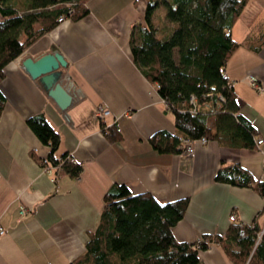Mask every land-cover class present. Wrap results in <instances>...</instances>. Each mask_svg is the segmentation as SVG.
I'll return each mask as SVG.
<instances>
[{
	"label": "crops",
	"instance_id": "0c3cea01",
	"mask_svg": "<svg viewBox=\"0 0 264 264\" xmlns=\"http://www.w3.org/2000/svg\"><path fill=\"white\" fill-rule=\"evenodd\" d=\"M27 3L20 0L19 7ZM147 3L87 0V15L65 18L6 66L0 79L6 96L0 117V227L5 231L0 264H69L86 250L101 220L104 195L116 182L134 193L149 191L162 203L188 197L187 211L173 227L178 240L192 243L206 234H224L233 213L243 222L257 221L264 231V197L216 177L225 164L238 163L264 179V91L248 81L253 74L264 85V0H248L234 22L231 35L245 42L225 67L238 112L263 142L244 146L223 129L207 144H197L194 154L161 152L151 141L160 130L178 129L157 84L131 51L132 31L144 23ZM58 50L68 61L63 78L75 99L67 109L23 65L26 57ZM100 103L112 110L104 119L94 116ZM40 112L60 130V152L82 162L79 176L55 166L49 172L41 163L49 147L27 123ZM23 204L28 209L21 214ZM198 257L203 264H236L217 242L200 248Z\"/></svg>",
	"mask_w": 264,
	"mask_h": 264
},
{
	"label": "trees",
	"instance_id": "16d2710c",
	"mask_svg": "<svg viewBox=\"0 0 264 264\" xmlns=\"http://www.w3.org/2000/svg\"><path fill=\"white\" fill-rule=\"evenodd\" d=\"M86 1L28 0L21 9L20 0H0V79L6 66L54 29L61 16L77 20L87 15L90 9ZM247 2L148 0L144 23L132 31L131 51L174 113L178 132L160 130L151 138L161 152H183L182 137L205 135L210 139L223 129L244 146H255L257 131L238 112L237 92L225 73L229 58L245 42L234 38L231 28ZM160 6L165 10L156 18ZM210 92L212 96L207 95ZM191 95L197 97L196 113L191 110ZM5 103L0 88V117ZM27 123L49 147L41 163L79 176L82 162L73 160L69 152H60L61 132L48 116L36 113ZM104 130L107 132V127ZM216 177L250 186L264 197V179L255 178L238 163L225 164ZM104 201L99 226L90 233L86 250L69 264H203L198 250L213 242L219 243L236 264H264V231L257 221L231 220L224 234L201 236L200 248L195 249V241L178 240L173 233L174 225L187 211L188 197L162 203L149 191L134 193L126 183L116 182L106 191Z\"/></svg>",
	"mask_w": 264,
	"mask_h": 264
},
{
	"label": "water",
	"instance_id": "95a60500",
	"mask_svg": "<svg viewBox=\"0 0 264 264\" xmlns=\"http://www.w3.org/2000/svg\"><path fill=\"white\" fill-rule=\"evenodd\" d=\"M23 65L33 78H41L48 86V93L62 109H67L74 103V96L65 87L62 68L68 66V61L61 51L47 52L38 58L26 57Z\"/></svg>",
	"mask_w": 264,
	"mask_h": 264
},
{
	"label": "built area",
	"instance_id": "2783aa9c",
	"mask_svg": "<svg viewBox=\"0 0 264 264\" xmlns=\"http://www.w3.org/2000/svg\"><path fill=\"white\" fill-rule=\"evenodd\" d=\"M73 7L69 9L70 13L73 11ZM66 17L61 16L59 18V21H63ZM248 81L249 83L256 87L258 90L260 91H264V85H262V83H260L258 77L256 75L250 74L248 75ZM213 93H207V95L212 96ZM222 99H225L222 95H221ZM165 104L167 105V107H169V104L164 100ZM190 103H191V110L192 112H198V104H197V97L195 95H191L190 97ZM112 114V110L107 107L106 105L100 103L98 105L95 106L94 109V116L98 119H104L105 117H107L108 115ZM209 138L205 135L196 138V139H190L188 137H182V145L185 148V152H187L188 154H194L196 151V145L197 144H207L209 142ZM263 142V137H257L256 138V143L257 144H261ZM73 160H76L74 157H72ZM45 168L47 171L51 172L52 170V166L50 165H45ZM28 207H26V205H21V214H24L27 211ZM231 219L234 220L236 219V214L233 213L231 215ZM4 229L2 227H0V233H4ZM202 241L201 238H198L195 242L194 248L195 249H199L200 248V242Z\"/></svg>",
	"mask_w": 264,
	"mask_h": 264
},
{
	"label": "rangeland",
	"instance_id": "374dc122",
	"mask_svg": "<svg viewBox=\"0 0 264 264\" xmlns=\"http://www.w3.org/2000/svg\"><path fill=\"white\" fill-rule=\"evenodd\" d=\"M164 10H165V8H164V6H160L159 8H158V12H157V15L159 16L160 14H162L163 12H164Z\"/></svg>",
	"mask_w": 264,
	"mask_h": 264
}]
</instances>
